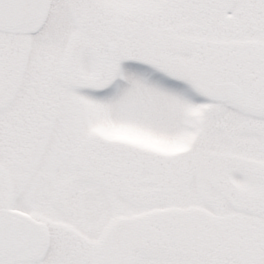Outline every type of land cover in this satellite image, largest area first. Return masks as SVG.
I'll return each mask as SVG.
<instances>
[{
    "label": "snow or ice",
    "instance_id": "snow-or-ice-1",
    "mask_svg": "<svg viewBox=\"0 0 264 264\" xmlns=\"http://www.w3.org/2000/svg\"><path fill=\"white\" fill-rule=\"evenodd\" d=\"M0 264H264V0H0Z\"/></svg>",
    "mask_w": 264,
    "mask_h": 264
}]
</instances>
